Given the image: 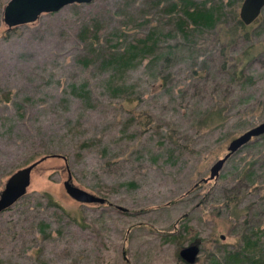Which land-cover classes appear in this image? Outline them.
<instances>
[{"label": "rangeland", "instance_id": "obj_1", "mask_svg": "<svg viewBox=\"0 0 264 264\" xmlns=\"http://www.w3.org/2000/svg\"><path fill=\"white\" fill-rule=\"evenodd\" d=\"M190 1L218 21L92 0L7 27L0 0V190L36 162L0 212V264H187L191 243L192 264H264V131L228 150L264 121V6L231 36L242 0Z\"/></svg>", "mask_w": 264, "mask_h": 264}, {"label": "water", "instance_id": "obj_2", "mask_svg": "<svg viewBox=\"0 0 264 264\" xmlns=\"http://www.w3.org/2000/svg\"><path fill=\"white\" fill-rule=\"evenodd\" d=\"M92 0H7L2 8V21L7 27H14L21 24L30 23L36 20L41 13L55 12L64 5L70 3H89ZM264 6V0H242L238 16L243 24L251 23L260 13ZM264 131V121L259 125L247 130L238 138L234 139L228 146L229 152H232L242 142L248 140L251 136L258 135ZM224 158L218 160L210 168L209 178H212ZM36 162L19 168L11 173L5 180L3 188L0 190V212L11 206L16 200L25 194L26 187L29 185V175ZM69 180V178H68ZM63 182L65 192L74 200L84 203H104L105 199L95 196L84 190L72 186L69 181ZM198 253L196 244L191 243L182 247L178 251V256L187 264L195 261Z\"/></svg>", "mask_w": 264, "mask_h": 264}, {"label": "trees", "instance_id": "obj_3", "mask_svg": "<svg viewBox=\"0 0 264 264\" xmlns=\"http://www.w3.org/2000/svg\"><path fill=\"white\" fill-rule=\"evenodd\" d=\"M175 6L176 4L174 3L170 6V8H173ZM181 8H182L181 13L183 14V16L179 17L176 22L179 29L184 27L186 21L192 25H195L196 27H201V28L207 27V26L210 27V26H213L215 22L218 21V18L220 17L218 13L219 8L216 5L205 8L204 6H197V5L192 6V2L190 0H183ZM244 28H245V24H243L242 21L238 18L235 20L234 25L229 29L230 35L234 36L236 33H239V32L241 33ZM140 42H141L142 47L139 49V51L150 50L151 46L149 45L148 47H146L145 45L146 41L142 40ZM133 48L136 49L135 46H131V49ZM125 54L126 55L124 56L117 55L116 57L118 60L121 61L122 66H126L127 64H129V61H131L132 57L134 56L132 52H128V51ZM226 255H227L226 258L228 260H233V261L237 260L236 262L238 263L242 261V260H238L239 259L238 253H226Z\"/></svg>", "mask_w": 264, "mask_h": 264}]
</instances>
